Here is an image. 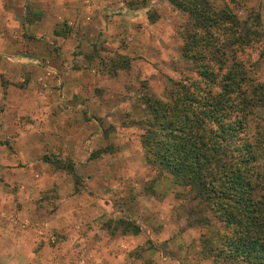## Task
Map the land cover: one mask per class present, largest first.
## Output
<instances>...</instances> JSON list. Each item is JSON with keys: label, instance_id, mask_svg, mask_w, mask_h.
<instances>
[{"label": "rangeland", "instance_id": "rangeland-1", "mask_svg": "<svg viewBox=\"0 0 264 264\" xmlns=\"http://www.w3.org/2000/svg\"><path fill=\"white\" fill-rule=\"evenodd\" d=\"M208 1L215 10L236 15L239 37L248 42L233 43L226 51L236 52L255 82L264 83V0ZM113 3L110 11L107 4L103 11L90 10L93 30L78 31L67 15L58 20L56 32L75 36L64 45L52 42L49 33L48 43L45 35L36 37L49 53L64 55L48 63L69 70L48 84V150L36 164L43 179L37 176L31 181L34 188H22L23 195L34 197L37 211L21 224L32 229L48 224V234L34 230L32 252L45 254L48 264H80L82 255L96 264H228L209 256L203 241L217 234L219 224L199 222L187 189L149 163L142 146L149 113L145 97L168 101L175 83L199 79L182 48L203 31L169 0ZM227 34L211 27L203 40L217 43ZM233 39L238 37L226 41ZM260 114L249 134L255 122L264 123V108ZM68 163L77 176L66 170ZM26 170H18L24 179L30 175ZM5 217L1 224L10 227L12 218ZM123 220L140 229L126 230ZM87 242L95 247L94 255Z\"/></svg>", "mask_w": 264, "mask_h": 264}, {"label": "trees", "instance_id": "trees-1", "mask_svg": "<svg viewBox=\"0 0 264 264\" xmlns=\"http://www.w3.org/2000/svg\"><path fill=\"white\" fill-rule=\"evenodd\" d=\"M169 2L203 31L182 48L199 79L175 83L168 101L145 97V157L187 189L200 223L219 224L215 236L203 238L209 256L228 264H264V123L255 122L248 133L262 118L264 83L255 82L236 52L226 51L248 42L239 37L242 28L234 13L215 10L208 0ZM211 27L227 38L204 41ZM66 170L77 176L72 163ZM122 223L126 230L140 229L130 220Z\"/></svg>", "mask_w": 264, "mask_h": 264}, {"label": "crops", "instance_id": "crops-1", "mask_svg": "<svg viewBox=\"0 0 264 264\" xmlns=\"http://www.w3.org/2000/svg\"><path fill=\"white\" fill-rule=\"evenodd\" d=\"M108 2L0 0V253L4 258L0 259V264H48L45 254L32 252L34 242L31 240L35 229L48 234V224L33 229L21 224L22 218L35 216L37 211L31 204L34 197L23 195L22 188L27 184L33 186L31 181L37 176L43 179L36 164L48 150V84L56 83V74L68 73L69 69L60 66L62 69L58 70L57 65L48 63L55 58L63 60L64 55L55 51L49 53L47 45L37 42L36 37L45 35L48 43L49 33L51 41L59 45H64L69 36L75 40L73 32L69 35L64 30L55 31L56 26H60L58 20L67 15L72 17L70 22L78 31L92 29L94 23L88 18L90 10L103 11L101 6L107 4L106 11H110L114 3L113 0ZM111 23L107 20L106 27L110 28ZM19 169H27L30 175L26 174L24 179ZM8 185H16L15 192H9ZM33 188L29 194L34 192ZM5 215L12 218L10 227L1 224ZM86 249L92 255L96 250L88 242ZM26 250L31 251L30 257ZM10 251L12 254L7 257ZM80 259V264H96L84 255Z\"/></svg>", "mask_w": 264, "mask_h": 264}]
</instances>
